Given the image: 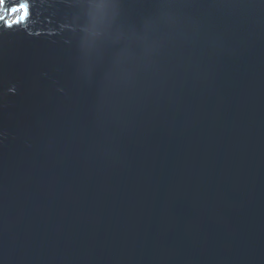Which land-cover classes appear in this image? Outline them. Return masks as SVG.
<instances>
[{
  "label": "water",
  "instance_id": "1",
  "mask_svg": "<svg viewBox=\"0 0 264 264\" xmlns=\"http://www.w3.org/2000/svg\"><path fill=\"white\" fill-rule=\"evenodd\" d=\"M29 3L0 0V264H264V0Z\"/></svg>",
  "mask_w": 264,
  "mask_h": 264
},
{
  "label": "snow or ice",
  "instance_id": "2",
  "mask_svg": "<svg viewBox=\"0 0 264 264\" xmlns=\"http://www.w3.org/2000/svg\"><path fill=\"white\" fill-rule=\"evenodd\" d=\"M80 6L85 9V11L91 15L93 10L99 7H115L116 5L111 3V0H79ZM3 6L5 10L7 11L8 9L12 7H17V8H24L27 10L29 15H31V4L29 3V0L27 2H24V0H20L19 3H15L11 6L8 5V0H3ZM17 27L15 24H10L7 22V17H5L4 21H0V31L4 29H12L14 30Z\"/></svg>",
  "mask_w": 264,
  "mask_h": 264
}]
</instances>
